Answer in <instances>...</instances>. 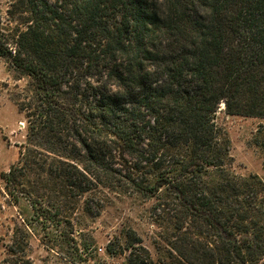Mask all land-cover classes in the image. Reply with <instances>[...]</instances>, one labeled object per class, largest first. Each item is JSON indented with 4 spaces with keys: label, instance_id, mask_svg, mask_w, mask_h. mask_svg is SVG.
<instances>
[{
    "label": "trees",
    "instance_id": "1",
    "mask_svg": "<svg viewBox=\"0 0 264 264\" xmlns=\"http://www.w3.org/2000/svg\"><path fill=\"white\" fill-rule=\"evenodd\" d=\"M0 57L28 79L27 143L1 179L34 209L2 264H34L30 225L70 237L106 192L155 201L161 258L129 230L128 264H264V180L233 172L217 124L264 119V0H8Z\"/></svg>",
    "mask_w": 264,
    "mask_h": 264
},
{
    "label": "rangeland",
    "instance_id": "2",
    "mask_svg": "<svg viewBox=\"0 0 264 264\" xmlns=\"http://www.w3.org/2000/svg\"><path fill=\"white\" fill-rule=\"evenodd\" d=\"M8 0H0V12L5 16ZM28 83L27 78L15 79L8 63L0 57V264L6 257L5 246L17 232L21 237L24 220H31L34 209L26 196L19 203L9 195L2 174L20 160L27 143L28 122L20 113L15 95ZM224 106H222V109ZM217 124L223 136L230 140L231 169L239 175L256 174L264 180V150L256 143L257 131L264 119L228 115L221 111ZM31 189L11 188L14 194ZM103 210L97 217L78 211L74 218L75 231L64 235L65 226L57 222H34L36 237H31L28 256L34 264H128L126 233L133 230L142 240L154 260L161 258V229L154 223V200L120 196L106 192L101 195ZM33 226V227H32ZM110 247L116 253L110 254ZM166 250H170L167 247Z\"/></svg>",
    "mask_w": 264,
    "mask_h": 264
}]
</instances>
